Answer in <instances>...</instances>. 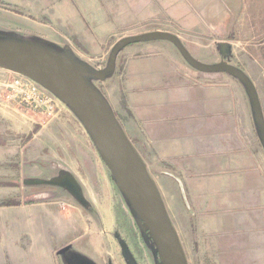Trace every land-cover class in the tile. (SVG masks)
I'll return each mask as SVG.
<instances>
[{"label":"crops","instance_id":"0c3cea01","mask_svg":"<svg viewBox=\"0 0 264 264\" xmlns=\"http://www.w3.org/2000/svg\"><path fill=\"white\" fill-rule=\"evenodd\" d=\"M45 4L73 22L83 48L105 58V29L91 41L69 0ZM16 14L30 28L44 26L28 32L41 43L91 61L86 56H93L67 43L63 32ZM120 58L106 97L121 108L125 132L146 164L158 168L166 194L188 216L193 235L188 264H264V158L255 151L253 115L240 82L224 73L215 82L198 81L178 66L171 48L158 43L130 45ZM6 153L0 148V160ZM66 162L72 167V159ZM168 173L181 179L189 207ZM67 174L75 177L62 169L37 179ZM76 204L44 199L0 206V264H58V252L80 242L91 259L103 256L90 230L94 216Z\"/></svg>","mask_w":264,"mask_h":264},{"label":"rangeland","instance_id":"374dc122","mask_svg":"<svg viewBox=\"0 0 264 264\" xmlns=\"http://www.w3.org/2000/svg\"><path fill=\"white\" fill-rule=\"evenodd\" d=\"M47 1L52 5L57 0H0V41L15 38L58 50L41 43L37 35L28 33L37 26L43 31L41 28L44 26L33 23L36 26L30 28L26 20L16 14L18 13L28 20L32 19L63 32V39L67 43L72 42L76 48L87 51L80 42L81 37L74 33L73 22L63 19L49 5L46 8ZM69 2L80 14V23L90 30L88 35L91 41L97 40L100 31L105 29V58L96 57L91 51L87 52L93 57L86 56L91 58L89 62L77 57L92 68H105L110 47L113 49L125 37L154 31L168 32L180 37L198 60L212 65L229 63L244 70L256 85L264 113V0ZM10 25L17 26L20 31L9 30L7 26ZM156 43L171 48L177 57L178 66L194 75L198 81L215 82L220 79V73H204L191 67L169 41L145 44ZM121 62V58L117 60V67L120 69ZM114 73L104 81L93 78L88 80L106 96L107 82ZM16 77V73L0 68V148L7 150L6 157L3 156L0 160V206H6L2 202L7 200L30 203L44 199L71 200L79 204L69 192L59 187L24 184L25 179L45 178L58 174L62 169L73 171L84 198L91 204L89 211L94 216L95 224L90 230L103 256L97 253L100 258L91 259L83 247L85 243L80 242L71 248L60 250L58 264H161L153 240L140 228L137 215L118 188L112 172L79 119L66 105H63V110L57 117L38 113L22 102L14 86ZM242 87L247 93L246 88ZM248 102L252 112L249 98ZM112 107L119 118L121 108L117 105ZM254 125L255 151L264 158V146L255 121ZM69 159L73 161L72 167L66 162ZM148 170L158 185L170 219L187 253L188 247L193 243L188 216L184 214L183 207H177L166 194L158 168L148 166ZM81 210L83 214H87L82 208ZM81 259L84 261L81 262Z\"/></svg>","mask_w":264,"mask_h":264},{"label":"water","instance_id":"95a60500","mask_svg":"<svg viewBox=\"0 0 264 264\" xmlns=\"http://www.w3.org/2000/svg\"><path fill=\"white\" fill-rule=\"evenodd\" d=\"M153 41L171 42L197 71L228 74L240 82L246 88L254 121L264 146V113L258 90L250 76L233 64L212 65L198 60L180 37L168 32L154 31L119 40L111 50L106 67L100 70L92 68L73 54L58 53L59 51L44 47L45 45L13 38L0 41V68L33 79L52 92L75 114L137 215L140 228L153 240L161 264H188L182 242L148 165L125 132L105 94L88 80L93 78L104 81L115 72L118 56L125 48ZM168 174L179 183L189 207L181 179L173 173ZM24 184L59 187L69 192L84 208L89 210L91 206L84 198L78 180L70 174L50 180L25 179Z\"/></svg>","mask_w":264,"mask_h":264},{"label":"built area","instance_id":"2783aa9c","mask_svg":"<svg viewBox=\"0 0 264 264\" xmlns=\"http://www.w3.org/2000/svg\"><path fill=\"white\" fill-rule=\"evenodd\" d=\"M14 86L22 102L43 115L57 117L63 110V103L48 89L33 79L16 73Z\"/></svg>","mask_w":264,"mask_h":264},{"label":"trees","instance_id":"16d2710c","mask_svg":"<svg viewBox=\"0 0 264 264\" xmlns=\"http://www.w3.org/2000/svg\"><path fill=\"white\" fill-rule=\"evenodd\" d=\"M18 203H20V200H14V201L7 200V201L2 202V205L12 206V205H16Z\"/></svg>","mask_w":264,"mask_h":264}]
</instances>
